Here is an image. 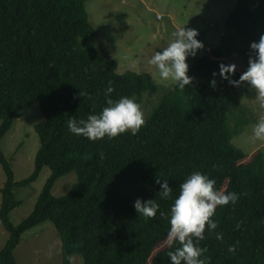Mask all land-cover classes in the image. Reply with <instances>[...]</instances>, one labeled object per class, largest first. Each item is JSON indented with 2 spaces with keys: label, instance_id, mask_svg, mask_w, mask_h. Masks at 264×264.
Returning a JSON list of instances; mask_svg holds the SVG:
<instances>
[{
  "label": "trees",
  "instance_id": "trees-1",
  "mask_svg": "<svg viewBox=\"0 0 264 264\" xmlns=\"http://www.w3.org/2000/svg\"><path fill=\"white\" fill-rule=\"evenodd\" d=\"M87 1L0 0V140L34 103L43 115L35 125L40 146L28 177L16 180L0 149L6 176L0 219L8 233L0 264H17L15 249L23 233L46 221L61 239L63 264H72L74 254L83 264H170L169 252L180 245L168 241L169 209L193 171L214 179L216 190L239 194L234 205L215 209L216 229L209 233L205 227L199 241L207 249L205 264H264V153H247L233 143L254 121L239 90L249 85L233 86L219 75L220 64H230L227 58L234 53L248 66L250 43L264 34V0H237L221 42L189 67L192 84L184 89L172 84L135 135L96 141L70 133L67 121L98 115L107 106L108 81L113 100L127 96L139 105L143 94H155L158 86L150 73H119L102 49L81 42L96 34ZM197 39L203 42L204 34ZM241 73L235 69L231 79ZM44 167L51 173L33 210L13 224L10 213L21 204L14 188L30 186ZM70 172L76 173V184L66 195L55 196L56 181ZM158 178L171 188L168 199L159 197ZM137 198L155 199L156 215H138L133 208ZM230 245L233 253L227 251Z\"/></svg>",
  "mask_w": 264,
  "mask_h": 264
},
{
  "label": "rangeland",
  "instance_id": "rangeland-1",
  "mask_svg": "<svg viewBox=\"0 0 264 264\" xmlns=\"http://www.w3.org/2000/svg\"><path fill=\"white\" fill-rule=\"evenodd\" d=\"M237 0H88L85 4L88 19L96 30L95 36L81 42L103 50L104 54L117 63V71L147 72L153 76L158 89L153 95L143 94L140 99L144 119L152 107L160 100L164 92L175 82L161 80L155 66L148 64L150 57L174 40L172 33L182 25L196 29L204 34L203 47L195 57H188L189 67L211 47L222 40V34L228 15ZM227 58L236 69L245 71L244 58L234 53ZM242 67L243 70L240 68ZM242 88V103L255 114L254 121H248L245 128L233 138V143L245 152L261 150L264 153V141L256 140L252 128L264 118V108L259 107L255 90L248 86ZM231 117V116H230ZM43 118L38 103L24 109L15 119L10 130L0 140V149L11 162L15 179L22 180L34 170L35 156L40 139L35 125ZM253 118V117H252ZM51 171L44 167L37 178L28 187H15L16 198L21 204L15 207L10 218L18 224L34 208L37 198ZM6 180L0 164V206L1 188ZM75 172L59 178L54 187L55 196L66 195L76 184ZM8 238L0 219V250ZM17 264H63L61 239L54 224L46 221L25 231L15 249ZM72 264H83V259L74 254Z\"/></svg>",
  "mask_w": 264,
  "mask_h": 264
},
{
  "label": "clouds",
  "instance_id": "clouds-1",
  "mask_svg": "<svg viewBox=\"0 0 264 264\" xmlns=\"http://www.w3.org/2000/svg\"><path fill=\"white\" fill-rule=\"evenodd\" d=\"M185 25V24H184ZM184 25L177 28L172 36L174 40L166 47L156 51L148 60V64L155 66L161 80H171L176 87L184 89L192 84V77L188 75V57H195L203 47L202 41L197 39L198 31L186 28ZM252 55L249 56L248 66L241 73L238 80L231 79L236 69L235 64H220L219 75L228 80L229 84L238 86L242 82L255 90L259 99V107L264 108V34L258 41L250 43ZM215 76L216 73H213ZM216 81L211 80L210 86L215 87ZM113 92L112 82L108 81L105 90L106 107L97 114H90L86 119L67 121V129L76 136H82L90 141L104 137L115 138L128 132L135 135L144 125V114L140 105L131 97L120 96L113 100L108 94ZM80 95L83 94L80 92ZM252 135L256 140L264 141V118H261L252 128ZM160 184L158 191L161 200L168 199L171 188L167 180ZM215 180L200 171H193L179 185V192L169 209L168 223L170 225L167 237L169 244L176 241L180 246L169 252L170 264H205L204 253L206 248L199 246L204 239L205 227L211 233L217 228L212 219L218 206L235 204L239 199L236 192H220L214 188ZM133 208L138 215L151 218L156 215L159 204L155 199L141 201L137 198ZM163 217L164 213L160 212ZM217 240L223 239L221 232L215 233ZM227 251L233 253L235 248L228 246Z\"/></svg>",
  "mask_w": 264,
  "mask_h": 264
}]
</instances>
